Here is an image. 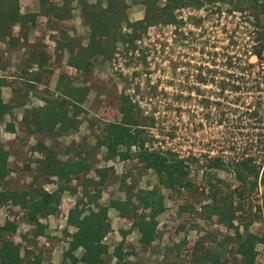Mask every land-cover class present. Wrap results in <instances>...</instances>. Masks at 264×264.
Instances as JSON below:
<instances>
[{"label": "rangeland", "instance_id": "obj_1", "mask_svg": "<svg viewBox=\"0 0 264 264\" xmlns=\"http://www.w3.org/2000/svg\"><path fill=\"white\" fill-rule=\"evenodd\" d=\"M125 3L128 6L130 21L143 17L145 5L139 0H125ZM164 3L165 0L157 1L159 7ZM233 10L237 9L231 3L219 0H203L199 7L195 4L178 6L173 10L176 22L155 20L140 38L136 39L134 48L126 49L129 45L117 43L112 58L106 61L101 58L94 59L92 69L88 73L68 67L65 52L62 58H56L53 50L56 44L54 39L61 34L59 31H53L54 25L45 20L31 25L33 30L30 40H36L39 50L48 54L49 62L46 67L53 68L54 73L48 75L45 71L40 72L44 83L37 85V94L29 92L28 95L21 96L22 91H15V88L24 87L23 81H19L17 77L19 74H16L20 72L21 67L14 66L13 69L1 72L7 76L10 88L14 87L12 92L9 87L2 89L3 99L10 103L22 101L23 106L15 107L5 114L3 122L0 123L3 132L0 144L11 154L8 159L11 171L0 184V188L21 189L30 183L36 173L38 155H30L29 151L35 139H41L42 136L39 133L29 136L21 118L26 109L44 104L39 96H59L55 86L58 74L64 72L65 82L70 81L73 86H88L89 91L82 103L84 110L77 115L80 120L78 128L70 129L55 142L47 143L53 145L60 160L73 156L74 150L79 148L78 145H82L92 153L94 165H113L114 170L108 175L100 203H107L110 197L123 199V182L129 185L133 182L135 188L159 185L153 170L141 171L135 158L105 161L103 156L106 148H96L95 135H100L104 124L121 120L118 112V96L121 93L127 94L131 102L140 109L141 117H145V147L159 151L169 148L177 158H187L186 163L190 168L189 177L193 186L189 190L172 191L159 185L166 208L158 216V237L151 244H140V234L133 230L125 237L124 248L134 254L126 256V260L121 262L113 258L109 264H171L173 261L186 264V257L193 244L201 238L205 239L206 247L217 248V243L226 235H232L233 230L219 223L214 216L207 217L203 205L211 200L208 194L199 190L198 185L207 183L209 179L212 183L218 180L219 193L224 195L237 187L238 181L229 167L208 170L205 164L209 159L206 158L211 153L223 155V158L230 150L238 148V145L232 143L246 142L251 136H259V133H262L259 129L262 123L249 116L247 108L264 105V92L253 90L247 95L244 93L248 81L231 82L229 78L225 80L231 75L264 74V16L258 19L249 8L239 10L241 13L231 12ZM222 11L225 14H222ZM73 13V19L68 26L64 25L63 29H71L70 35L85 45L89 30L82 26L79 10L75 9ZM250 15L253 20L249 18ZM122 30L130 31L125 25ZM0 47V54L8 57L9 51H5L1 44ZM258 50L261 51V58L254 54ZM14 53L15 51L12 52L13 56L9 58V62L11 60L17 64L22 52ZM237 85L240 89L235 93L233 90ZM71 112L70 110L69 115ZM7 122L14 123V132L4 131V124ZM68 147L72 149L71 154H66ZM121 149L125 147L121 146ZM193 154L199 155L198 158ZM228 158L226 160L224 157L225 163L231 162V156ZM200 170H203V174ZM128 171L129 174H126ZM87 176L94 174L90 172ZM72 185L77 187L76 193L65 192L56 216L53 219L45 218L49 238H44L47 241L31 237L34 228L27 223L23 210H15L18 213L11 214L14 210L8 208L9 215H12L13 221L19 225V232L27 235L29 241L23 243V247L27 246L29 252L42 251L44 256H50L56 247L66 250L68 238L65 231H73L72 227L66 225L67 208L83 193L79 178L73 179ZM45 186L47 189H54L55 179L53 183H47ZM263 194L264 187L261 186L247 200L252 205L260 204ZM185 203L192 205L195 212H180L179 206ZM111 212L113 215L111 214L109 220L112 231L105 238L110 251L121 239L120 229H127L131 223L129 219L120 217L117 211ZM5 215H8L6 210L1 209L0 225ZM240 219L242 218H236L234 223L238 224ZM192 225H195V228H192ZM249 230L264 234V216L256 219ZM17 237L14 235V239L17 240ZM182 240L186 241V244L177 256L174 244ZM256 246L260 252L257 264H264V243ZM226 248L228 249L227 246ZM75 254L79 257L81 249L76 250ZM77 264L82 263L77 261Z\"/></svg>", "mask_w": 264, "mask_h": 264}, {"label": "trees", "instance_id": "obj_2", "mask_svg": "<svg viewBox=\"0 0 264 264\" xmlns=\"http://www.w3.org/2000/svg\"><path fill=\"white\" fill-rule=\"evenodd\" d=\"M157 1L139 0L145 5L143 17L130 21L125 0H62L59 4L53 0H39L38 11L24 14L19 12V0H0V41H5L13 47L17 45L25 47L27 37L20 42L18 37L9 35L13 26L17 23L22 29L29 28L35 24L37 18H46V22L54 25L53 28L61 34V38L55 40L53 49L56 58H61L66 52L68 67L88 73L92 69L94 59L101 58L106 61L112 58L117 43L129 45L126 49L134 48L136 39L140 38L155 20L176 22L173 14L176 7L187 4H195L199 7L203 2V0H165V3L159 7ZM219 1L231 3L237 10L249 8L258 19L264 16V0ZM72 2L76 3L82 24L89 30L85 45L63 29L65 22L72 16ZM124 25L130 31H123ZM255 54L261 58L260 50ZM26 61L20 75L24 78V87L15 88L16 92H23L21 96H26L29 92L37 94L35 92L37 85L44 83L40 72L45 71L48 75L53 73V68L46 67L49 62L48 54L40 51L37 43L29 45ZM34 64L37 68L31 70ZM6 68L7 65L0 62V70ZM64 76H66L64 72L58 74L55 90L59 96L38 95L44 104L30 110L26 109L21 118L28 134L39 133L44 137L37 139L30 147L32 154H42V158L37 159L38 166L30 185L21 189L0 188V206L19 207L24 211L27 223L33 226V234L44 235L47 225L41 223L40 219L58 213L63 194L65 192L75 194L77 187L72 185V180L79 178L83 193L67 211L66 225L72 227L73 231L70 233L65 231L68 241L63 257L73 264L77 261L82 264H109L113 258L120 262L125 261L126 256L134 254L124 248L125 237L129 233L136 230L140 234V244L144 245L151 244L159 235L157 217L165 210L164 195L159 185L172 191L189 190L193 186V181L189 177L190 168L186 163L187 158H177L169 149L165 151L147 149L144 135L145 117H141L140 109L131 102L129 96L121 93L118 96V112L121 120L104 124L100 135H95L96 148L101 146L106 148L103 156L105 161L115 158L121 161L135 158L141 171L153 170L159 185L151 188H135L133 182L130 185L123 182L121 185L125 195L123 199L110 197L107 203H100L108 175L114 170L113 165L109 167L94 165L92 153L82 145H78L79 148L74 150L73 156L60 160L53 145L46 144L51 138L65 135L70 129H77L80 123L77 115L84 110L82 103L89 87L73 86L70 81H64ZM8 86L10 82L7 76L0 74V123L11 109L23 106L22 101L3 102L2 88ZM11 90H14V87ZM70 110L71 115H69ZM4 129L14 132V123H5ZM121 146L125 149L122 150ZM133 146L134 151L131 150ZM71 150V147H68L66 154H71ZM8 157L9 150L4 149L0 144V184L11 171ZM252 159L245 157L225 163L219 157H214L206 162L208 170L231 168L238 181L237 187L224 195L219 193L218 180L216 183H212L210 179L206 181L207 183L204 182L209 188L207 194L211 200L210 203L203 205L207 217L214 216L219 223L232 229L233 234L226 235L219 241L217 248L206 247L204 238L196 241L186 257V264H257L259 261L260 252L256 245L264 243V234L251 232L249 227L256 219L264 216V194L260 204L252 205L247 200L258 186L259 168ZM90 172L94 176H87ZM126 174H129V171ZM54 179L55 188L47 190L45 184L53 183ZM260 183L264 186V172ZM111 208L117 211L120 217L129 219L131 223L127 229H120L121 239L110 251L105 238L112 231L108 214ZM179 211L195 212V209L185 203L179 206ZM9 217L8 215L0 225V264H42V257L31 254L29 250L24 251V256L20 255L21 245L13 240L18 224ZM238 217L242 219L238 224L234 223ZM192 228H195V225H192ZM184 244L186 241L183 240L174 244L177 256ZM78 249H81L79 257L74 255ZM171 264L177 263L173 261Z\"/></svg>", "mask_w": 264, "mask_h": 264}, {"label": "crops", "instance_id": "obj_3", "mask_svg": "<svg viewBox=\"0 0 264 264\" xmlns=\"http://www.w3.org/2000/svg\"><path fill=\"white\" fill-rule=\"evenodd\" d=\"M53 1H56L58 4L59 3H61V1L62 0H53ZM89 1H91V0H89ZM71 6H72V8H73V10H72V16H71V18L67 21V22H65V25L66 26H68V24H69V22L73 19V11L75 10V9H78L77 7H76V3L75 2H72L71 3ZM38 9H39V0H19V12H20V14H24V13H27V12H36V11H38ZM42 21V20H45L46 21V18H41V17H39V18H37V20H36V22L37 21ZM83 27H85L84 25H82ZM75 28V27H74ZM86 29H87V27H86ZM32 30H33V27H29V28H21L20 27V25L19 24H15L14 26H13V28H12V30L10 31V33H9V35H12V36H14V37H18L19 38V40H20V42L21 41H24V37H27V46H25V47H21L20 45H17V46H10L9 44H7L5 41L3 42V41H0V44L1 45H3V49L5 50V51H9V53H10V55L8 56V57H5V56H3L2 54H0V62H3V63H5L6 65H7V70H9V68H12L13 69V67L14 66H17V67H21V69H20V72H18V73H16L18 76V79H19V81H23L24 80V78L23 77H21L20 75H21V70L23 69L22 67H23V64H25L27 61H26V59H27V56H28V49H29V45L31 44V43H34V44H36V40H33V41H31L30 40V38H31V36H32ZM75 30V29H74ZM53 31H55V32H57V30L56 29H54L53 28ZM69 31H71V29H68V31H66V32H68V34L70 35V33H69ZM72 36V35H71ZM59 38V36H57L56 37V39H58ZM60 38H61V35H60ZM54 41H55V39H54ZM37 45H38V43H37ZM0 50H1V47H0ZM13 51H15V53L17 54V53H21L22 52V54H21V56H20V59L18 60V63L16 64V63H14L13 61H11L10 60V62H9V58L11 57L12 58V52ZM14 53V54H15ZM66 53V52H65ZM64 54V53H63ZM62 57H63V55H62ZM61 57V58H62ZM36 65L34 64L33 65V67L31 68V70H36ZM5 69V70H6ZM5 70H0V74L1 75H4V74H2L1 72L2 71H5ZM53 73H54V71H53ZM6 76V75H5ZM9 88H10V86H8ZM4 88H6V87H3L2 89H4ZM10 92H12V90H11V88H10ZM2 98H3V93H2ZM3 100V102H8V101H5L4 99H2ZM12 103V102H11ZM15 108V107H14ZM13 108V109H14ZM13 109H11L9 112H11ZM8 112V113H9ZM7 113V114H8ZM5 125V124H4ZM1 129V128H0ZM4 131L5 132H8V133H10L9 131H7V130H5L4 129ZM0 132H2V130L0 131ZM3 133V132H2ZM12 133V132H11ZM32 136V135H35V134H29V136ZM42 136V135H41ZM59 137H61V136H58V137H56V138H54L53 140H52V138L51 139H49V140H47L46 141V144L48 145V143L47 142H50V141H54L55 142V140H57ZM0 138H1V133H0ZM41 139H44V137L42 136V138ZM36 140L37 139H35V142L33 143V144H35L36 143ZM32 144V145H33ZM32 145H30V147L32 146ZM4 149H6V150H8L7 148H4ZM29 153H30V155H38V158H36V159H41L42 158V154H38V153H34V154H32L31 153V149H30V151H29ZM11 156V154H10V152H9V157H8V159L9 158H11L10 157ZM46 189H47V187H46ZM47 190H50V189H47ZM53 190V189H52ZM8 208H12L14 211H13V213H11V214H15V213H18L17 211L18 210H21L19 207H16V206H4V205H2V206H0V211H1V209H5L6 210V213L9 215V210H8ZM166 208V207H165ZM68 209H69V207L67 208V211H68ZM15 210H17V211H15ZM111 210L113 211L114 209H109V211H108V214H109V218H110V216H111V214L113 213V212H111ZM114 214H116V213H114ZM8 215H5V218L3 219V223H4V220L6 219V217L8 216ZM113 215V214H112ZM10 217V219H12L13 220V216L12 215H9ZM56 215H50V216H48V217H51L52 219H53V217H55ZM157 219H158V217H157ZM40 222L41 223H44L45 225H47V223H46V221H45V219H40ZM2 223V224H3ZM159 224V223H158ZM30 225V224H29ZM19 226V225H18ZM31 226V225H30ZM32 233V232H31ZM14 235L15 236H18L17 237V240L16 239H14ZM14 235H13V240H14V242L15 243H19L20 245H21V253H20V255L22 256V254H23V252L26 250V251H28V250H30V249H28V247L26 246V247H23V243L25 244V243H27L29 240L27 239V235H26V233H24V234H21V232H19V230H18V227H17V229H16V232L14 233ZM44 236H47L48 238H49V233H48V231H47V228L45 229V232H44V235H40V236H36V235H34L33 233L31 234V237L33 238V239H44V240H46L45 238H44ZM20 237V238H19ZM47 241V240H46ZM47 244H48V242H46ZM50 244H51V242H49ZM49 245V244H48ZM24 248V249H23ZM32 248V247H31ZM63 250H61V249H59L58 247H56L55 248V250L53 251V252H51V255L50 256H44L45 254L42 252V251H37V252H33L32 253V250H31V254H38L39 256H41L42 257V264H73L72 262H70V260H68V259H66V258H64L63 257ZM74 255L75 256H77L76 254H75V252H74ZM78 257V256H77ZM74 264H77V262H75Z\"/></svg>", "mask_w": 264, "mask_h": 264}, {"label": "built area", "instance_id": "obj_4", "mask_svg": "<svg viewBox=\"0 0 264 264\" xmlns=\"http://www.w3.org/2000/svg\"><path fill=\"white\" fill-rule=\"evenodd\" d=\"M231 12H233V13L234 12L241 13L239 10H233ZM221 13L225 14L224 11H222ZM179 18H182V17H179ZM249 18L251 20L254 19L252 15H250ZM182 19L184 20L186 18H182ZM228 78H229V81H231V82H238L240 80L241 81H243V80L248 81L246 83V86H245L246 90L244 92L246 95L249 94V93H252L251 91H253V90H256L258 93L264 92V74H260V75H248V74H246V75L245 74L231 75V76L226 77L225 80H228ZM254 83H256V84L254 85ZM237 89H240V86H238V85L235 86L233 91H235V93H238L239 91H237ZM248 102H249L248 104H250V101H248ZM260 106L261 105H258V107L253 106L252 108L248 107L247 110L249 112L248 113L249 116H251V117L253 116V118L255 120L258 119V121L260 123H262L261 127H259V129L262 130V133L261 134L259 133V136H251V138H249V140H247L246 142H241L242 144L241 143H237V142L236 143H232V145L233 144L234 145H238V148H235L233 151L230 150L224 156L226 158V160H228L229 159L228 157L231 156L230 159L233 160V161L234 160L237 161L238 159L245 158V157H252L253 158L252 159L253 162L259 168L258 188H257L258 190L261 188V186H263L260 183V179H261V176H262V174L264 172V105H262L261 108H260ZM246 146H247V148H246ZM132 148H133V150L135 149L134 146ZM167 149H169V148H166L165 150H167ZM169 150H171V149H169ZM236 154H238V157H236ZM239 154H241V155L239 156ZM193 155L196 156L195 154H193ZM198 156H196V157L198 158ZM222 156L223 155H219V154H217V155L214 154L213 155L211 153V154L207 155L206 160L214 158V157H219L222 162H226V160L224 159V157L222 158ZM180 158H183V157H180ZM200 172L203 174V170H200ZM198 186H200L199 190L203 191L205 194H207L209 192V188H208V186L205 183H202V185H198Z\"/></svg>", "mask_w": 264, "mask_h": 264}]
</instances>
